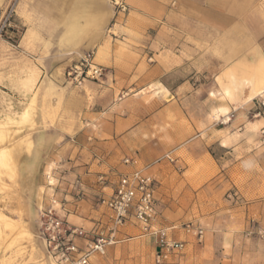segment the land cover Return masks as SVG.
<instances>
[{
	"label": "rangeland",
	"instance_id": "rangeland-1",
	"mask_svg": "<svg viewBox=\"0 0 264 264\" xmlns=\"http://www.w3.org/2000/svg\"><path fill=\"white\" fill-rule=\"evenodd\" d=\"M206 1L208 7L220 8L229 17L211 19L203 14V8L186 7L176 0L164 2L171 11L165 17L162 0H125L124 12L114 9L110 0H92L84 13L79 0H0V152L12 144L19 146V153L23 148L30 149L26 128L35 127L39 92V86H35L39 78H65L67 65L83 50L92 49L95 61L103 64L104 47L132 45L147 51H116L120 65L106 68L109 81L126 79L128 91L142 83L145 76L160 74L149 65L167 64L159 70L167 72L164 78L168 86L195 89L202 94L210 91L212 123L224 122L223 115L215 116L214 112L221 103L228 106L229 121L224 122L227 130L220 133L225 147L211 144L212 154L222 168L229 170L228 174H236V170L242 174H264V92L250 99L246 83L254 64L259 58L264 59V0ZM189 12L193 20L186 18ZM173 28L175 32L171 31ZM75 31L76 35L68 39L67 34ZM162 45L170 49L176 46L178 50H162ZM122 60L134 64L130 66ZM95 83L104 86L103 82ZM153 85L158 84L150 87ZM117 92L120 96L125 93ZM41 100L45 111V94ZM26 109L28 116L21 119V112ZM8 117L16 121L8 122ZM217 136L213 131L211 139ZM237 159L239 168L230 171ZM5 169L0 161V213L9 216L16 227L7 229L0 225V264H48L33 224L38 210L54 205L64 216L76 215L77 207L84 205L82 200L90 196L94 205L100 204L101 190L109 186L99 179L109 171L95 174L91 183L99 188L94 195L81 187L66 193L59 178L43 174L35 205L27 209L19 194L17 164L14 180ZM218 176L198 188L201 194L183 218L184 222L203 228L202 241L182 234L180 238L188 237L190 245L164 264H264V203L254 209L235 206L240 199L231 189L222 196L224 186ZM229 193L231 203L227 207L222 203ZM24 227L29 234H25ZM140 236L135 224L120 226L114 241L95 253L96 264H154V243L148 236Z\"/></svg>",
	"mask_w": 264,
	"mask_h": 264
},
{
	"label": "crops",
	"instance_id": "crops-1",
	"mask_svg": "<svg viewBox=\"0 0 264 264\" xmlns=\"http://www.w3.org/2000/svg\"><path fill=\"white\" fill-rule=\"evenodd\" d=\"M166 1L162 0L163 17L171 13L164 4ZM176 1L186 7L203 8V14L209 15L211 19L229 17L220 8L208 7L206 0ZM90 3L83 7L79 2L82 13ZM190 15L189 12L186 18L193 20ZM171 31L175 32V29ZM76 33L77 31L68 33L67 38L74 37ZM175 47L171 46L170 49L166 45L161 46L166 51L178 50ZM142 50L147 51L132 45L109 44L102 49L103 64L100 65L104 68H115L120 65V60L115 57L116 51ZM100 53V49L96 51V55L99 56ZM142 55L140 53L141 57ZM76 60L77 57L73 58L67 67ZM123 62L130 66L134 64ZM164 65L167 64L154 62L149 65L160 74L145 76L142 83L128 88V91L125 86L126 79L114 83L109 81L106 73L102 80L104 86L86 81L80 87H72L65 78L51 75L39 78L35 86V89L39 86L33 118L35 127L26 128L31 147L29 150L22 149L17 162L19 194L25 199L27 209L35 205L38 184L43 174H53L59 178L66 193L81 187L85 193L94 195L99 186L91 182L98 172H131L137 168H143L145 173L154 176L158 182L154 193L157 214L152 222L155 228L184 223L185 211L193 209L201 194L198 188L214 178L217 179V175L224 186L222 196L231 189L240 199V202H235V206L241 205L239 208H244L247 205L248 209H254L264 203V174H242L238 170L236 174H228L229 170H224L212 154V143L225 147L220 133L226 132L227 123L224 122L227 121L212 123L210 91L202 94L195 89L183 90L180 86H168L164 78L167 72L159 70ZM250 75L253 82L264 80L263 58H259L254 64ZM152 83L158 85L150 87ZM118 90L125 92L124 95H118ZM44 94L45 108L47 107L45 111L41 103ZM227 107L221 103L218 108H225L228 112ZM254 112L261 116L259 111ZM213 131L219 136L212 140ZM165 155L172 158L173 163L164 159ZM125 158L135 160V164H124ZM239 165L240 161L237 159L230 171L238 169ZM180 174L184 176L181 178ZM101 191V197L106 196L110 193V187H104ZM230 194L222 203L227 207L231 203L228 200ZM92 198L90 196V199L82 200L84 205L77 207L79 215L76 211L77 216L69 213L65 218L71 224L85 229L92 228L97 222H106L109 210L102 204L94 205ZM136 226L141 233L140 226ZM31 230H34V226ZM181 235L177 233L175 237L186 242L184 247L189 246L190 239L186 236L181 239ZM144 236L148 235L142 234L140 237ZM148 237L155 248L154 238ZM92 260L96 264L97 256Z\"/></svg>",
	"mask_w": 264,
	"mask_h": 264
},
{
	"label": "built area",
	"instance_id": "built-area-1",
	"mask_svg": "<svg viewBox=\"0 0 264 264\" xmlns=\"http://www.w3.org/2000/svg\"><path fill=\"white\" fill-rule=\"evenodd\" d=\"M110 2L118 12L125 11V0ZM1 31L0 27V37ZM105 71L106 68L95 61L94 51L88 49L81 52L76 62L67 67L64 77L69 85L80 87L89 80L101 83ZM163 158L170 163L174 161L168 155ZM123 163L135 164V160L125 158ZM99 179L107 182L110 187V193L100 199V204L110 212L106 222H97L92 228L85 229L71 224L54 205L38 210L35 217L38 238L50 264H93L95 253L113 242L118 228L126 223L140 226L141 235L154 238V264L170 262L181 254L184 241L175 237L177 233L191 235L198 242L202 241L203 228L192 222L167 228L152 226L157 214L154 193L158 182L154 176L145 173L143 168L131 172L109 171Z\"/></svg>",
	"mask_w": 264,
	"mask_h": 264
},
{
	"label": "bare ground",
	"instance_id": "bare-ground-1",
	"mask_svg": "<svg viewBox=\"0 0 264 264\" xmlns=\"http://www.w3.org/2000/svg\"><path fill=\"white\" fill-rule=\"evenodd\" d=\"M92 0H79L80 4L85 7L87 4H89ZM67 26V25H66ZM57 35V34H56ZM264 60V59H263ZM263 63V62H261ZM245 66V65H244ZM257 67V66H256ZM235 69V68H234ZM260 70V69H259ZM258 70V71H259ZM254 72V71H253ZM231 73V72H230ZM256 73V72H255ZM246 74V73H245ZM242 75V74H241ZM258 75V73H257ZM251 76V75H250ZM255 77V76H254ZM251 78V77H249ZM258 78V77H257ZM262 79V78H261ZM238 82L239 81H242V80H237ZM235 83V82H234ZM245 83V82H243ZM246 83L249 84V87H250V95H249V98L252 99L253 97L257 96L258 94H261L264 92V80L262 81H255L253 82V79L250 80H246ZM239 84V83H237ZM236 84V85H237ZM240 85V84H239ZM244 85V84H243ZM225 90V89H224ZM229 93V92H228ZM230 97V96H229ZM29 110H24L23 112H21V115H20V118L21 119H25L27 116H28V112ZM220 115H223L224 118H225V121H228L229 120V117H227V110L225 108H218L216 109V113H215V116H220ZM7 121L8 122H11V123H14L16 120L13 119V118H7ZM19 146L17 144H12L10 146H6L4 148H2V151L0 152V161H1V164L3 167H5L6 171H9V177L11 179H15L16 177V173H15V170H16V159L19 157ZM8 169V170H7ZM12 219L7 216L6 214H3V213H0V225H3L4 228L6 227L7 229L8 228H15L16 227V224L12 223ZM25 234H29V231L26 227L23 228ZM6 236V235H5ZM49 262V261H48ZM50 264V262L48 263Z\"/></svg>",
	"mask_w": 264,
	"mask_h": 264
}]
</instances>
